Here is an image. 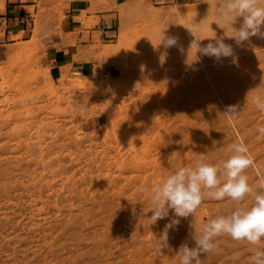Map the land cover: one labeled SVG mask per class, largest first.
<instances>
[{"label":"rangeland","instance_id":"1","mask_svg":"<svg viewBox=\"0 0 264 264\" xmlns=\"http://www.w3.org/2000/svg\"><path fill=\"white\" fill-rule=\"evenodd\" d=\"M223 3L0 0V264H178L179 246H194L190 234L235 202L206 197L161 252L173 213L151 224L140 188L200 154L219 164L233 143L248 147L245 174L260 189L264 112L252 97H264V39L230 38L216 16ZM162 32L177 43H160ZM215 36L233 57L190 49ZM67 45L76 51L66 54ZM55 52L66 62L55 65ZM230 105L235 121L223 114ZM216 242L201 264H252L256 246L227 235Z\"/></svg>","mask_w":264,"mask_h":264},{"label":"clouds","instance_id":"2","mask_svg":"<svg viewBox=\"0 0 264 264\" xmlns=\"http://www.w3.org/2000/svg\"><path fill=\"white\" fill-rule=\"evenodd\" d=\"M216 16L231 25L233 35L230 38L237 44L253 36L264 39V0H224L217 8ZM238 19L239 27H234ZM200 41L197 38L193 40L190 49L195 48L196 53L217 61L234 56L233 47L226 44L223 37L209 38L204 46H201ZM160 43L170 47L177 40L175 37H165L162 32ZM252 99L256 108L264 112V97L255 95ZM223 114L230 121H235L239 111L237 106L230 105ZM257 132V139L264 138V125L258 126ZM225 150L229 153L228 158L219 164L206 162L205 155L200 154L194 166L180 167L151 190L140 188L141 193L150 198L152 215L148 219L151 224L169 217L170 211L173 213V218L164 226L158 239L161 252L162 246L167 245L169 230L180 224L179 218L192 216L206 197L216 201L227 198L235 202V208L230 214L211 218L199 231L190 234L194 246L189 247L187 242L179 246L176 252L178 264H201V254L216 250V238L223 235L256 246L252 249V264H264V248L259 247L264 245V179L261 180L259 190L249 184L245 170L253 166L254 160L242 141L228 145ZM221 176L226 177L223 182ZM249 196L254 203L248 208L242 207L241 203ZM233 258L238 260L239 256L234 255Z\"/></svg>","mask_w":264,"mask_h":264},{"label":"crops","instance_id":"3","mask_svg":"<svg viewBox=\"0 0 264 264\" xmlns=\"http://www.w3.org/2000/svg\"><path fill=\"white\" fill-rule=\"evenodd\" d=\"M8 19H15V18H8ZM103 31V34H106V32H108L109 30H105V29H103L102 30ZM82 35V33L81 34H79V36H81ZM104 36V35H103ZM85 44H81V46H84ZM76 47L77 46H75V45H67L66 46V54H72V53H74L75 51H76ZM55 56H54V64L55 65H59V64H63V63H65L66 62V60H64L65 58H63V55H62V53L60 54V56H57V54H56V52L55 53H53ZM60 61V62H59ZM75 65V64H74ZM78 65H80V66H82V67H85L86 66V64H78Z\"/></svg>","mask_w":264,"mask_h":264},{"label":"bare ground","instance_id":"4","mask_svg":"<svg viewBox=\"0 0 264 264\" xmlns=\"http://www.w3.org/2000/svg\"><path fill=\"white\" fill-rule=\"evenodd\" d=\"M79 85H80V83H79Z\"/></svg>","mask_w":264,"mask_h":264}]
</instances>
